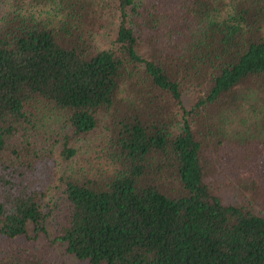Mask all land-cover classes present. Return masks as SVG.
Wrapping results in <instances>:
<instances>
[{
	"label": "trees",
	"instance_id": "1",
	"mask_svg": "<svg viewBox=\"0 0 264 264\" xmlns=\"http://www.w3.org/2000/svg\"><path fill=\"white\" fill-rule=\"evenodd\" d=\"M47 255L264 264V0H0V264Z\"/></svg>",
	"mask_w": 264,
	"mask_h": 264
},
{
	"label": "rangeland",
	"instance_id": "2",
	"mask_svg": "<svg viewBox=\"0 0 264 264\" xmlns=\"http://www.w3.org/2000/svg\"><path fill=\"white\" fill-rule=\"evenodd\" d=\"M183 99H184V102H186V104H191L192 99H191V96L187 92L183 94ZM37 246H40V245L38 244ZM60 250H61V248L60 247H57V251L60 252ZM42 264H85V263L79 262L78 260H76L72 256H69L68 257V262L67 263H64V262H61L56 257H49L47 255V261H45V263H42Z\"/></svg>",
	"mask_w": 264,
	"mask_h": 264
}]
</instances>
